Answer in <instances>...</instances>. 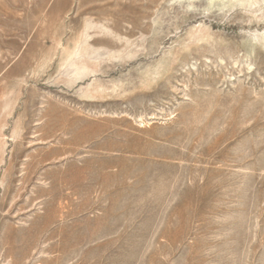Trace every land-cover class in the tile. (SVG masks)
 <instances>
[{
    "label": "rangeland",
    "instance_id": "rangeland-1",
    "mask_svg": "<svg viewBox=\"0 0 264 264\" xmlns=\"http://www.w3.org/2000/svg\"><path fill=\"white\" fill-rule=\"evenodd\" d=\"M0 264H264V0H0Z\"/></svg>",
    "mask_w": 264,
    "mask_h": 264
}]
</instances>
